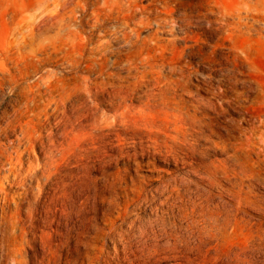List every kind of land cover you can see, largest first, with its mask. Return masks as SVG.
I'll use <instances>...</instances> for the list:
<instances>
[{
    "label": "rangeland",
    "instance_id": "1",
    "mask_svg": "<svg viewBox=\"0 0 264 264\" xmlns=\"http://www.w3.org/2000/svg\"><path fill=\"white\" fill-rule=\"evenodd\" d=\"M255 1L10 0L4 4L0 215L10 214L14 207L10 201L20 191L22 177L26 188L31 185L28 199L32 189H39L38 207L40 202L47 205L46 197L59 195L55 176L43 183L45 161L51 167L57 154L63 162L56 161L55 171L67 174L65 183L77 173L73 165L84 156L79 162L91 166L89 177L95 180L98 195L117 174L126 180L161 183V173L171 174L162 167L166 161L155 149L137 153L125 148L123 132L132 129L147 138L160 136L163 130L155 129L161 125L182 130L185 122L169 107H144L174 95L187 102L182 111L203 125L205 139L199 141L197 152L205 155L187 164L202 173L215 172L224 190L211 189L209 207L221 200L234 204L226 193L243 197L249 187L259 196L264 178V165L259 164L264 158V107L260 105L264 20ZM218 9L224 14L221 19ZM238 17L244 18L241 23ZM51 29L61 34L53 43L48 40ZM241 96L250 104L242 118L236 107ZM173 135L179 140L181 131ZM256 173L255 179H244ZM183 180L176 177L178 183ZM65 191L78 203V189ZM109 248L105 241L99 264H111ZM194 255L202 264L214 260L213 250L201 249ZM30 258L29 251V264ZM8 259L2 264H8Z\"/></svg>",
    "mask_w": 264,
    "mask_h": 264
},
{
    "label": "clouds",
    "instance_id": "2",
    "mask_svg": "<svg viewBox=\"0 0 264 264\" xmlns=\"http://www.w3.org/2000/svg\"><path fill=\"white\" fill-rule=\"evenodd\" d=\"M260 5L264 8V0H260ZM160 104L185 122L182 130L161 125L155 129L163 130L160 136L145 138L142 133L129 129L123 132L126 137L123 144L137 153L157 150L159 158L166 161L162 167L169 168L170 175L161 173L162 182L151 184L135 177L122 179L117 174L98 195L96 182L89 177L91 166L79 162L85 157H79L73 165L77 173L65 183L67 174L57 175L55 171L56 161L63 162L61 154H57L51 167L45 161L43 183L47 184L55 176L53 184L59 195L46 197L47 205L40 202L38 207L39 189H32V198L28 199L31 185L26 188L22 177L18 184L20 191L10 201L14 206L10 214L4 211L0 215V261L8 257V264H29L30 251L31 264H85V259L87 264H99L100 251L108 241L111 264H202L194 255L201 249L213 250L212 264L217 261L219 264H264V178L260 181L259 196L249 187L243 197L226 193L235 200L234 204L221 200L209 207L211 189L224 191L215 172L202 173L187 164L197 155H205L204 151L197 152L199 141L205 139L203 125L188 116L186 110L182 111L187 104L182 96L157 98L144 107L156 110ZM260 105L264 107V100ZM249 106L244 97L238 98L236 107L241 118ZM177 131H181L179 140L173 135ZM181 163L185 165L183 168ZM259 164L264 165V158ZM257 175H246L244 179H255ZM177 176L184 177L183 182H176ZM69 188L78 189V203L65 191ZM7 203L6 200L5 208ZM113 249L117 250L114 256ZM189 255L193 257L191 260L187 259Z\"/></svg>",
    "mask_w": 264,
    "mask_h": 264
},
{
    "label": "bare ground",
    "instance_id": "3",
    "mask_svg": "<svg viewBox=\"0 0 264 264\" xmlns=\"http://www.w3.org/2000/svg\"><path fill=\"white\" fill-rule=\"evenodd\" d=\"M10 2V0H0V23L2 21V17H3V11H4V8L7 6V5H4V4H8ZM252 2V1H251ZM255 5L256 7L261 11L262 15H261V19L264 20V8L261 7L260 5V0H256L255 1ZM83 7V6H82ZM48 10V9H46ZM33 13V12H32ZM212 13V12H211ZM215 13V12H214ZM217 16H218V19H221V17L224 16V14H221V11L220 9H218V13H217ZM244 18L242 17H238V22L241 23L243 21ZM221 22V21H220ZM1 26V25H0ZM59 26V29H62V25L61 23L58 24ZM54 27V26H53ZM126 34V33H125ZM59 37H61V34H60V31L57 30V32L54 30V29H51L50 31V35L48 36V40H49V43H53L56 39H58ZM1 90V89H0ZM22 116V115H21ZM14 148V147H13ZM8 258V257H6ZM5 258V259H6ZM4 259V260H5ZM3 261H0V264H2Z\"/></svg>",
    "mask_w": 264,
    "mask_h": 264
}]
</instances>
